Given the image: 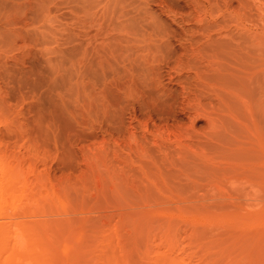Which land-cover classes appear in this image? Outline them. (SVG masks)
Listing matches in <instances>:
<instances>
[{
  "label": "rangeland",
  "instance_id": "374dc122",
  "mask_svg": "<svg viewBox=\"0 0 264 264\" xmlns=\"http://www.w3.org/2000/svg\"><path fill=\"white\" fill-rule=\"evenodd\" d=\"M254 1L0 0V189L17 186L0 264H264L262 176L236 170L215 129L262 134L264 66L230 67L227 86L196 51L211 40H193L226 19L213 40L263 47ZM200 110L232 115L213 128Z\"/></svg>",
  "mask_w": 264,
  "mask_h": 264
},
{
  "label": "bare ground",
  "instance_id": "6f19581e",
  "mask_svg": "<svg viewBox=\"0 0 264 264\" xmlns=\"http://www.w3.org/2000/svg\"><path fill=\"white\" fill-rule=\"evenodd\" d=\"M253 1V0H252ZM195 2V1H194ZM141 3V2H140ZM249 3H252V2H248L247 4H249ZM253 3H255V4H257L256 6H255V8H257V6H259L258 8L260 9L259 11H262V10H264V0H255ZM142 4V3H141ZM195 5H197V2H196V4ZM254 4H252V6H253ZM250 8V7H249ZM254 8V7H253ZM254 8V9H255ZM253 9V10H254ZM252 10V9H251ZM258 11V10H257ZM258 11V12H259ZM263 12V11H262ZM257 14H259V13H257ZM263 14H264V12H263ZM262 14V15H263ZM262 15H260V16H262ZM218 16V15H217ZM259 16V17H260ZM263 18V17H262ZM261 18V19H262ZM260 19V18H259ZM260 19V20H261ZM263 20H264V18H263ZM262 20V21H263ZM220 21V20H219ZM223 20H221V22H217V21H213V22H210L209 23V25H208V27L206 26V29L205 28H203V27H201V28H199V33H197V34H199V35H197V36H195L194 38H193V40H196L195 38H197L198 36H200V37H204V36H207L208 37V39H210L211 41H210V43L209 44H207V45H198L197 47H195L196 48V51H198V52H205V54H207L210 58H213L214 60H216L217 61V67H218V69L216 68V72L215 73H213V75L212 74H210V73H207L205 70L203 71H195V78H194V80L196 81L197 79H199V78H203V79H205V78H207L208 76H210V75H212V77L214 76V77H216V78H218V79H221V81L222 80H224V82H226V84L227 83H230V82H227V81H225V79H227V80H229V79H231V78H233V77H231L230 76V73L228 74L229 75V77L227 78V71L228 70H230V67H232L231 68V70H233V71H235L234 70V68L233 67H235V68H237L238 67V69H237V73H239L238 71H239V69L241 70V72L242 73H244V74H247V76L249 75V72H251V69H252V67H254V65L256 64V63H258L256 66H264V44L262 45L263 47H261V46H259L258 44H256V43H253L255 46H257V47H255V50H254V48L252 49V54H250V51H251V49H249L250 51H248L247 50V46L245 47H243V45H241V43H237V44H233L232 43V41L234 40V37H233V35L231 34L230 35V33L229 32H221V27L222 26H220L219 27V30H220V32L218 31H216L217 32V34L221 37V39H218V40H213V37H214V33L215 32H212L213 31V28H215V30H217L218 28L215 26V24H217V26H219V25H221L220 23H222V25L223 24H225L226 23V19L224 20V22L225 23H223L222 22ZM262 21H260V22H262ZM263 23V22H262ZM219 24V25H218ZM227 24H228V22H227ZM227 24H225V25H223V26H227ZM149 27V26H148ZM263 27V26H262ZM150 29H151V27H149ZM156 28H158V27H156ZM155 28V29H156ZM228 28V27H227ZM153 29V28H152ZM151 29V30H152ZM157 30V29H156ZM264 30V29H263ZM153 31H154V29L151 31L152 32V35H153ZM225 31V30H224ZM155 32V31H154ZM198 32V31H197ZM156 34V33H155ZM154 34V35H155ZM160 34V33H159ZM151 35V36H152ZM153 35V36H154ZM161 35V34H160ZM163 35V34H162ZM257 35V34H256ZM256 35L254 36V37H256ZM194 36V35H193ZM253 36V35H252ZM156 37H157V35H156ZM260 38H261V36H259ZM153 38V37H152ZM151 38V39H152ZM199 38V37H198ZM252 38V37H251ZM258 38V37H257ZM257 38H254V39H257ZM259 38V39H260ZM150 39V40H151ZM264 39V38H263ZM153 40V39H152ZM192 40V41H193ZM252 40H253V38H252ZM258 41V39L256 40V42ZM262 41V40H261ZM260 41V42H261ZM153 42V41H152ZM209 42V41H208ZM249 43V42H248ZM258 43V42H257ZM263 43V42H262ZM252 44V43H251ZM261 44V43H260ZM235 45V46H234ZM253 46V45H252ZM236 47V48H235ZM254 47V46H253ZM259 47V48H258ZM238 48V49H237ZM235 50L237 51V52H239V53H234L235 52ZM194 51V50H193ZM232 51V52H231ZM231 53H233V55L234 54H236V55H234V57H232V55H231ZM154 59V58H153ZM230 59H232V60H235V62H233V61H229ZM258 61V62H257ZM146 64V63H145ZM148 64V63H147ZM150 65H151V63H149ZM148 64V65H149ZM149 67V66H148ZM147 67V65H146V67L143 69V70H141L140 71V75L141 76H145L144 78L146 79H148L149 78V73H148V71H147V69L146 68H148ZM215 68H214V70H215ZM149 69V68H148ZM226 69V70H225ZM228 69V70H227ZM247 71H246V70ZM250 69V70H249ZM262 69V68H261ZM200 70V69H199ZM208 70V69H207ZM210 71V70H209ZM233 71H231V75L234 73ZM236 72V71H235ZM241 73V74H242ZM148 74V75H147ZM209 74V75H208ZM235 74V73H234ZM240 74V73H239ZM146 75L148 76V77H146ZM251 75V74H250ZM241 76V75H240ZM245 77V78H248V77ZM264 77V76H263ZM262 77V78H263ZM197 78V79H196ZM235 79L234 80H236V75H235V77H234ZM240 78V77H239ZM244 78V77H243ZM244 78V79H245ZM150 79V78H149ZM213 79V78H212ZM252 79V78H251ZM264 79V78H263ZM201 80V79H200ZM199 80V81H200ZM206 80V79H205ZM205 80H203V81H205ZM216 80V79H215ZM232 80V79H231ZM238 80V81H237ZM236 80V82L237 83H239V82H241V81H239L240 79H237ZM247 80V79H246ZM246 80H244V81H246ZM249 80V79H248ZM150 81V80H149ZM198 81V80H197ZM196 81V82H197ZM197 82V84H200V82H203L202 80L200 81V82ZM243 81V80H242ZM252 81V80H251ZM205 82H203V84H204ZM211 83V82H210ZM216 83H217V81H216ZM248 83H249V81H248ZM206 84H208V83H206ZM218 84V83H217ZM247 84V83H246ZM209 85V84H208ZM230 85V84H229ZM237 85V87H238V84H236ZM244 85V84H243ZM201 86V85H200ZM227 86H228V84H227ZM234 86V85H233ZM239 86H241V83H239ZM129 87V86H128ZM236 86H234V87H232V90H233V88H235ZM229 88V87H228ZM239 88H241V87H239ZM245 88V87H244ZM136 89V88H135ZM206 89V88H205ZM225 89V88H224ZM203 90V89H202ZM210 90V89H209ZM216 90V89H215ZM230 91H231V89H229ZM128 91V93H129V89L127 90ZM211 91H212V87H211ZM216 91H221L220 89H218V90H216ZM238 91H240V90H238ZM206 92V91H205ZM204 92V93H205ZM213 92L214 93H216L214 90H213ZM219 92H217V93H219ZM213 93V94H214ZM216 93V94H217ZM222 93H224L223 95H224V97L226 96V92L225 91H223ZM222 93H220V95L222 96ZM203 94V92L201 91V95ZM210 94H212V93H210ZM234 94L236 95V96H238V94H237V92H234ZM227 95H229V93L227 94ZM234 95V96H235ZM211 96V95H210ZM209 96V97H210ZM213 96H215V95H213ZM221 96H220V99L219 100H222L221 99ZM223 97V96H222ZM241 96H239V98H240ZM218 98V97H217ZM239 98H238V100H239ZM199 99V98H198ZM234 99L236 100V98L234 97ZM242 99V98H241ZM211 100V99H210ZM199 101V100H198ZM201 101V100H200ZM220 102L221 101H219V103L218 104H220ZM231 102H235V101H231ZM230 102V103H231ZM233 104V103H232ZM235 104H237V102L235 103ZM198 105H200V104H198ZM230 105V104H229ZM240 105V104H239ZM201 107H203V106H201ZM234 108V107H233ZM235 108H237V107H235ZM197 109H199V107L197 108ZM201 109V108H200ZM228 110V109H227ZM231 110V109H230ZM264 111V110H263ZM197 112H199V111H197ZM200 112H203V116H205L204 115V113L205 112H207V110L206 111H201L200 110ZM211 113V112H210ZM209 112H208V114L207 113H205L206 115H208V119H207V121L209 120V123H212V124H210L211 126L213 125V124H217L218 123V118H216V117H213L211 114H210ZM263 113V112H262ZM198 114V113H197ZM209 114H210V116H209ZM238 114V113H237ZM199 115V114H198ZM225 115V114H224ZM228 115V118H229V116L230 115H232V112H231V114L229 115V114H227ZM234 115V114H233ZM197 116V115H196ZM199 116H197V118H198ZM219 117V119H220V117H222L221 116V114L218 116ZM223 117H225V118H227V116H223ZM222 117V118H223ZM231 117V116H230ZM221 118V119H222ZM227 118V119H228ZM192 119V118H191ZM220 119V120H221ZM231 119V118H230ZM234 119V118H233ZM224 120H226V119H224ZM223 120V122H220V123H222V125H219L218 126V124L216 125V127L215 126H212L213 128L215 127V129L217 128V127H219V131H222V133H220L219 131H217V132H219L221 135L219 136V134H218V136L219 137H217V139L220 141L219 143H221V142H223L224 143V148L225 149H229L230 151H229V155H232V157L235 159V160H237V159H239V160H241L242 162H240V161H236V163H235V165H237V166H239V167H237L236 166V170H238V169H241V168H243L244 170H245V172L246 171H249V172H252V174H253V177H254V175H255V178L254 179H251V177H252V175L251 174H249V172L248 173H246V175H244L245 177L247 176V174L249 175V176H251V177H248L249 178V180L248 181H250V180H253V182H255L257 179H258V177H260V176H262V179L263 180H261V177H260V182L262 183L260 186H262V187H264V130H263V128L262 129H259V130H263L262 131V134L260 133V135L258 136V135H256L255 134V136L253 137V138H255V139H252V140H245V137L243 138V134L241 133V132H243V126H242V129H241V131H240V134H239V130H232V131H229L228 132V130L229 129H231L230 127V123H231V125H232V122H230V120H229V124H228V120H226V122H227V125H229L227 128H228V130H226L225 131V129H226V127L224 126V123H225V121ZM235 120H237V119H234V121ZM216 121H217V123H216ZM222 121V120H221ZM232 121V120H231ZM237 122V121H236ZM239 123V122H238ZM234 124H236V123H234ZM239 125V124H238ZM263 125V124H262ZM220 126L221 127H225V129L223 128L222 130H220ZM236 126V125H235ZM208 127H210L209 125H208ZM232 127H233V125H232ZM245 127V126H244ZM246 127H247V124H246ZM245 127V128H246ZM262 127V126H261ZM235 128H237V127H235ZM248 128H249V126L244 130V131H246L247 130V133H249L250 134V128H249V130H248ZM210 129V128H209ZM214 129V130H215ZM234 129V128H233ZM239 129V128H238ZM226 132V133H228V135H226V133H224V131ZM255 131H256V129H255ZM210 133L212 132V131H209ZM209 132H208V135H209ZM231 132V133H230ZM235 132V133H234ZM237 132V133H236ZM260 132V131H259ZM160 133V132H159ZM213 133V132H212ZM230 133V134H229ZM244 134L246 133V132H243ZM158 135H160V134H158ZM213 135H214V133H213ZM240 135H242V137L240 136ZM252 135H254V133L252 134ZM212 136V135H211ZM246 137H247V135H246ZM249 137V136H248ZM247 137V138H248ZM250 137H251V135H250ZM209 138H211V137H209ZM214 138V137H213ZM221 138V139H220ZM252 138V137H251ZM212 139V138H211ZM215 139V138H214ZM218 140H216V141H218ZM249 142V143H248ZM245 143H248V144H245ZM213 144V143H212ZM216 144L217 143H215V146H216ZM222 144V143H221ZM220 144V145H221ZM185 145V144H184ZM186 145H188V144H186ZM219 145V146H220ZM213 146V145H212ZM214 146V148H216ZM217 146H218V144H217ZM221 146H223V144L221 145ZM221 146L219 147V148H221ZM187 147V146H186ZM218 148V149H219ZM217 149V148H216ZM221 150H223V149H221ZM228 151V150H227ZM228 153V152H227ZM226 153V154H227ZM228 155V154H227ZM228 158V157H227ZM226 160V159H225ZM244 161V162H243ZM228 162V161H227ZM234 162V161H233ZM232 164V163H231ZM230 164V165H231ZM232 165H234V163L232 164ZM231 165V166H232ZM231 166H229V167H231ZM234 167V166H233ZM241 167V168H240ZM235 168V167H234ZM232 169V168H231ZM229 170V169H228ZM227 170V171H228ZM234 170V169H233ZM238 172H240V170L238 171ZM237 172V173H238ZM241 173V172H240ZM242 174H245L244 172L242 173ZM256 174L258 175V177H257V179H256ZM234 175V176H233ZM233 175H231L230 177L232 178V177H235L237 174L235 173L234 174V172H233ZM221 176V175H220ZM223 176V175H222ZM221 176V177H222ZM229 176L227 177V178H230ZM237 177V176H236ZM235 177V178H236ZM241 177V176H240ZM252 177V178H253ZM13 179V178H12ZM233 179V178H232ZM244 179V178H243ZM7 180V179H6ZM236 180V182H237V179H235ZM255 180V181H254ZM239 181V180H238ZM241 182H243L242 180H240ZM237 182V183H241V182ZM252 182V181H251ZM12 183V182H11ZM231 183H233L234 184V182H231ZM233 184H231V185H233ZM244 183H241V185H243ZM259 184V183H258ZM18 185V184H17ZM245 185V187H246V183L244 184ZM243 185V186H244ZM248 185V184H247ZM15 186V185H14ZM14 186H8V187H1V189H0V205H3V204H9L10 206H14V205H16L17 203H16V201H17V197H16V192H15V189L17 188V186H16V188H14ZM234 186V185H233ZM236 186V185H235ZM238 186V185H237ZM236 188V187H235ZM240 189L242 190V188H240L239 187V190L238 191H240ZM250 189H252V188H250ZM254 189V188H253ZM264 189V188H263ZM244 190H246L245 188H244ZM256 190H258V189H256ZM255 191V190H254ZM260 190H258V192H259ZM258 192L256 191L255 192V195H256V193H257V195H258ZM239 193V192H238ZM241 193V192H240ZM249 193V191L247 190V193H245V195H247ZM251 194L253 193V192H250ZM237 195V194H236ZM242 195H243V192H242ZM244 195V196H245ZM254 195V193H253V195L252 196H254V198L255 197H257V195L255 196ZM248 196V195H247ZM245 197V198H249L251 195H249L248 197ZM251 196V197H252ZM228 197H229V194H228ZM230 197H231V195H230ZM258 197H259V195H258ZM260 197H262V196H260ZM259 197V198H260ZM253 198V197H252ZM253 198V199H254ZM258 198V199H259ZM230 199H232V198H230ZM257 199V198H256ZM263 199V198H262ZM15 203V204H14ZM14 209V208H13ZM9 210V209H8ZM8 212H6V211H2L1 213H0V216L2 217V215H3V217H4V214L6 215ZM8 216V215H7ZM9 217H10V214H9ZM8 217V218H9ZM15 217V216H14ZM15 220V219H14ZM5 222V221H4ZM2 223V224H6V223H8V222H5V223ZM14 222V221H13ZM18 222V221H17ZM19 223V222H18ZM9 224H10V222H9ZM12 224V223H11ZM1 225V224H0ZM8 225V224H7ZM21 225H23V223L21 224ZM32 225V224H31ZM4 226V225H3ZM15 227V226H14ZM26 227V226H25ZM28 228H29V226H27ZM31 227V226H30ZM6 228V227H5ZM8 228V227H7ZM22 228V226L19 228V229H21ZM15 229V228H14ZM25 229V228H24ZM30 229H32V228H30ZM7 230V229H6ZM16 230V229H15ZM27 230V229H26ZM0 231H2V230H0ZM9 231H10V229H9ZM20 232L21 231H19V232H15V234H20ZM3 233V232H2ZM1 233V234H2ZM7 233V232H6ZM5 233V234H6ZM9 233V232H8ZM29 233V232H28ZM12 234H14V233H12ZM18 234V236H17V240H18V238H19V241H22L20 244H22L21 245V249L24 247V245H23V242H25L26 243V240H25V237H23V239H21L20 237H22V235L23 234H25V233H23L22 235H19ZM11 235V234H10ZM23 236H25V235H23ZM2 237V236H1ZM15 237V236H14ZM33 237V236H32ZM3 238V237H2ZM11 238H13V236L11 237ZM16 239V238H15ZM21 239V240H20ZM32 239V238H31ZM30 239V240H31ZM3 240V239H2ZM12 241H13V239H11ZM17 240H16V242H17ZM24 240V241H23ZM4 241V240H3ZM19 241L17 242V243H19ZM34 241H37V240H34ZM1 242V241H0ZM8 242V241H7ZM4 243H6V242H4ZM1 244V243H0ZM10 244V243H9ZM19 244V245H20ZM31 243H29V245H30ZM35 244V243H34ZM27 245V244H26ZM37 245V244H36ZM35 245V246H36ZM4 245H0V252L1 253H3V250H4V248L5 247H3ZM12 246H13V243H12ZM23 246V247H22ZM31 246H33V245H31ZM7 247V246H6ZM34 247V246H33ZM19 249V247H17L16 246V249ZM25 248V247H24ZM34 248H36V247H34ZM33 248V249H34ZM40 248V247H39ZM6 249V248H5ZM25 250H27V249H25ZM29 250V249H28ZM41 250V249H40ZM5 251V250H4ZM20 251V250H19ZM22 251V250H21ZM34 251V250H33ZM35 251H36V249H35ZM34 251V252H35ZM26 252V251H25ZM30 252V251H29ZM29 252H27V253H29ZM34 252H32V254L34 253ZM49 252V251H48ZM0 253V254H1ZM10 253V252H9ZM11 253H13L12 252V249H11ZM37 253V252H36ZM20 254V253H19ZM38 254V253H37ZM49 254H50V252H49ZM48 254V255H49ZM13 255H15V253L13 254ZM27 255V254H26ZM39 255H40V253H39ZM12 256V255H11ZM11 256H9V258L11 257ZM17 256V255H16ZM15 256V257H16ZM19 256V255H18ZM17 256V257H18ZM22 256V255H21ZM32 256H34V254L32 255ZM43 257H44V253H43V255H42ZM114 256V255H113ZM8 257V256H7ZM6 256H5V258H7ZM15 257H13L12 256V258H13V260H14V258ZM20 257V256H19ZM37 257H39V256H37ZM37 257H35L34 259H28V262L30 263V262H32V264H33V262H34V264H40V263H42L41 262V260H42V258H37ZM110 259V258H109ZM113 259V258H112ZM12 260V259H11ZM11 260H9V261H11ZM18 260V259H17ZM23 260V259H22ZM15 261H16V259H15ZM19 261H21V260H19ZM45 261V260H44ZM101 261H103V260H101ZM112 261V260H111ZM114 261H116V259H115V257H114V259H113V262ZM24 262H25V260H24ZM27 262V261H26ZM110 262V261H109ZM113 262H111V264H113ZM157 262H159V261H157ZM156 262V263H157ZM2 263H4V261L2 262ZM11 263H13V261L11 262ZM17 263V262H16ZM19 264H20V262H18ZM22 263V262H21ZM161 264H162V262H160ZM28 264V263H27ZM116 264H117V261H116ZM128 264H129V262H128ZM155 264V263H154ZM159 264V263H158ZM165 264V263H164Z\"/></svg>",
  "mask_w": 264,
  "mask_h": 264
}]
</instances>
